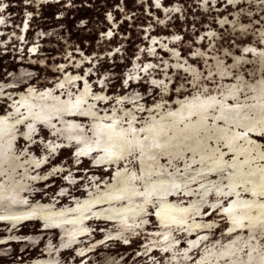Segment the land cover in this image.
<instances>
[{"label": "rangeland", "instance_id": "obj_1", "mask_svg": "<svg viewBox=\"0 0 264 264\" xmlns=\"http://www.w3.org/2000/svg\"><path fill=\"white\" fill-rule=\"evenodd\" d=\"M0 264H264V0H0Z\"/></svg>", "mask_w": 264, "mask_h": 264}]
</instances>
